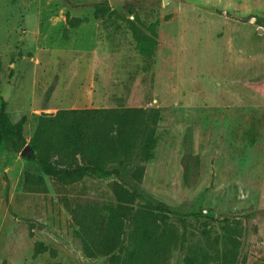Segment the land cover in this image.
<instances>
[{"label": "rangeland", "instance_id": "rangeland-1", "mask_svg": "<svg viewBox=\"0 0 264 264\" xmlns=\"http://www.w3.org/2000/svg\"><path fill=\"white\" fill-rule=\"evenodd\" d=\"M124 1L0 0V111L25 118L31 147L46 113L159 109L141 187L176 236L167 263L264 264V0ZM32 154L0 146V264H106L84 256L65 202H114L109 179L62 185ZM27 172L46 193L24 187ZM27 219L48 229L31 236ZM37 242L48 250L34 255Z\"/></svg>", "mask_w": 264, "mask_h": 264}, {"label": "trees", "instance_id": "trees-1", "mask_svg": "<svg viewBox=\"0 0 264 264\" xmlns=\"http://www.w3.org/2000/svg\"><path fill=\"white\" fill-rule=\"evenodd\" d=\"M107 1L97 3L98 9ZM72 26L78 18H68ZM157 108L127 109H60L55 114L39 118L29 157L42 172L62 185L85 178L109 179L114 202L98 203L80 199L65 202L71 213L74 234L81 241L86 258H106V264H168V249L176 236L158 223L155 207L142 192L146 164L154 158L158 144L156 129L160 121ZM25 118L13 123L0 111V146L10 145L14 154L23 150ZM51 157H58L54 163ZM24 187L31 191L47 192L43 176L25 173ZM191 216L199 214L191 213ZM213 219V218H210ZM33 230L44 229L41 220L27 219ZM132 248L122 257L120 245L126 224ZM42 243H35L34 255L46 252ZM54 253V252H53ZM184 264H198L194 256H186Z\"/></svg>", "mask_w": 264, "mask_h": 264}, {"label": "water", "instance_id": "water-1", "mask_svg": "<svg viewBox=\"0 0 264 264\" xmlns=\"http://www.w3.org/2000/svg\"><path fill=\"white\" fill-rule=\"evenodd\" d=\"M164 3H167L168 0H163ZM109 4L111 6H126V2L124 0H109ZM259 31H261V28H259ZM31 150V147L26 145L23 150L20 152L22 156H29V152Z\"/></svg>", "mask_w": 264, "mask_h": 264}, {"label": "crops", "instance_id": "crops-1", "mask_svg": "<svg viewBox=\"0 0 264 264\" xmlns=\"http://www.w3.org/2000/svg\"><path fill=\"white\" fill-rule=\"evenodd\" d=\"M234 121V120H233ZM237 121V120H236ZM242 145V144H241Z\"/></svg>", "mask_w": 264, "mask_h": 264}]
</instances>
